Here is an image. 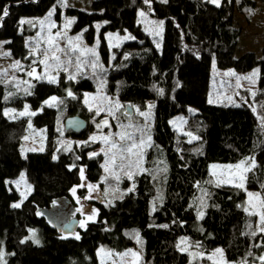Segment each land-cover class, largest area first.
Returning <instances> with one entry per match:
<instances>
[{"label": "trees", "instance_id": "1", "mask_svg": "<svg viewBox=\"0 0 264 264\" xmlns=\"http://www.w3.org/2000/svg\"><path fill=\"white\" fill-rule=\"evenodd\" d=\"M257 1L264 4V0H222L216 7L208 0H151L150 5L144 0H94V10L87 12L64 7L58 0H0V11L7 8L9 12L0 27V40L10 41L6 47L13 58L24 64L37 58L29 55L37 26L20 21L43 16L57 6L58 14L64 8L66 14L75 17L74 30L87 27L85 36L90 40L96 34V24L101 23L103 64H99L105 69L93 72L86 67L84 75L68 80L67 75L74 71L69 68L68 73L61 71L57 84L33 80L31 88L18 79L0 83V251L6 250V264H100L99 246L126 251L138 244L132 238L134 233H139L143 241L146 264H187L189 254L180 250L182 238L194 246L199 243L197 248L205 253L221 247L233 262L256 261L264 253V234H244L249 232V223L252 230L256 229L258 217L243 211V190L209 186L208 195L202 197L211 163H234L245 157H255L257 165L248 173L247 186L264 195V124L260 119L264 116V55L258 58L254 52H247L235 57L242 34L235 26V14L239 12L251 22ZM141 8L150 9L152 15L163 20L162 47L155 46L137 21ZM109 31H128L135 39L111 47L105 37ZM228 68L238 76L259 69L256 87L243 88L240 83L237 86V81L229 82L228 78H234L222 72ZM216 82L234 86L232 103H209ZM25 89L32 94L26 95ZM68 89L75 99L67 96ZM249 89L256 95L252 96ZM93 92L95 96H87ZM52 96L63 103L56 107L43 105ZM102 96L143 112L148 105L154 106L147 121L144 117L138 121L124 117L121 110L116 111L119 120L110 115L106 118L111 133L122 131L118 124L129 120L149 128L146 135L151 136L152 147L145 149L143 164L149 172L133 180L123 172H119V180L106 175L103 154L89 158L99 143L87 140L93 124L81 135L64 128L69 116L80 115L90 121L95 111L89 106L95 108ZM27 104L32 108L43 105V111L31 119L35 126L46 127L48 137L46 150L29 152L23 158L20 148L30 118L9 119L4 110L6 106L23 108ZM112 108L115 111L114 105ZM178 115L187 118L185 128L199 139L188 140L172 126L170 120ZM61 136L75 139L70 150L59 147ZM81 165L86 166L89 179L101 186L104 199L99 203V219L81 228V239L76 240L36 211L50 206L56 198L70 196L71 189L81 183ZM22 170H26L33 191L20 208H14L20 193L8 188L7 179L18 177ZM131 183L134 192L127 191ZM193 199H204L207 206H202L203 219L198 218ZM30 229L38 231L40 244L25 239ZM257 243L262 246L256 247Z\"/></svg>", "mask_w": 264, "mask_h": 264}, {"label": "rangeland", "instance_id": "2", "mask_svg": "<svg viewBox=\"0 0 264 264\" xmlns=\"http://www.w3.org/2000/svg\"><path fill=\"white\" fill-rule=\"evenodd\" d=\"M93 2H94V0H67V3H68L67 7H74V8H78V9H81V10H84L87 12H92L94 10ZM53 7L49 11H51L53 9ZM55 9L56 10H55L54 14L51 16L50 20L45 19L48 15L49 11L43 16L24 19V20H31L33 22L32 26L33 25L35 27L37 26L36 32L34 35V42H33V45L31 47V49L36 47L37 42H39L38 55L36 56L37 58L34 59L37 61L36 63H33V61H32L31 64H24L25 63L24 61L18 60V61H20L21 65H23V70L22 71L15 70V69L11 68L10 66L13 65L15 63V61H17V59L13 58L11 51L6 47V44H4L3 47H0V72L4 71L5 69L8 70V74L4 78H12L13 76H15L16 79L20 80L21 82L29 81V83H32L34 79L32 77H29L26 73L29 70L30 66L33 68H36L37 74H40L43 72L44 66L39 64V62H38L39 59L43 58L42 55L39 54L40 49H44L47 47L44 40L49 35V32H51L52 34H55L56 31H58V30H60L62 32L66 31L67 38H75L78 35L81 36V47L95 48V50L98 54V57H99V63L103 64V62L101 61V54H100V48H99L100 41H101V36H100L101 23L99 22L96 24V26L100 25V27L99 28L96 27L97 28L96 34H95L93 40H90V39L86 38V36H85L87 27H84L78 31L74 30L75 17L66 14L64 8H63V10H61L60 14H58L57 6H55ZM141 11H144L146 13V15L144 17L140 16L139 13ZM235 15H236L235 26L237 28H240L242 31L241 38H240L238 47H237L236 52H235V57L239 58L247 52H254L258 58H262L264 55V4L261 1H257V12L254 15L251 22H248L245 19V17L242 14H240L239 12H236ZM73 18H74V23H72L67 29H65L64 25L67 22V20L73 19ZM41 20L44 21L43 25L40 24ZM137 21L139 23H141V25L143 26L145 31H147L149 33V35L153 38L155 46L159 47V48L162 47L163 35H164V22H163V20L158 19L154 15H152V12L150 9L141 8L138 11ZM161 22H162V24H161ZM51 23H55V25L57 27L50 28ZM105 37L108 40V43L111 47L118 46L122 42L133 40L131 38L130 39H124V37H134V39H135V36H133L128 31H126V32L109 31V32L105 33ZM0 41H7V40H0ZM60 46L65 47L66 41L61 40ZM6 52L10 53V55H4V53H6ZM61 58L64 59L63 56ZM84 58H88V57H84ZM50 63H51V61H50ZM49 71L51 72V75H54V76L57 75L56 71H53L51 69ZM61 71L63 72V70L59 71L57 79L59 78ZM229 71H234V69L228 68V69L222 70L223 73H227ZM218 73H219V71H217L216 74H218ZM237 76H229V77L234 78V79L228 78L229 82L234 84V82L237 81ZM239 77H243V76H239ZM239 83L243 86V88L244 87H250V88L254 89L256 87V82H255V84H251L247 80L241 79L239 81ZM233 88H234V86H232V85H223L222 86V85H219L218 82H216L215 88L210 93L209 100L211 99L212 103H219V102L232 103L234 101L233 96L235 94ZM88 95L95 96V92L87 93V96ZM49 98H47L46 100H48ZM43 105H44V103H43ZM43 105L39 106L38 108H32L27 104V106H29V111H36L37 113L41 112V111H39V109L43 108ZM123 106L124 107L120 109L121 112H123V111L124 112L125 111L130 112L131 113L130 118L134 119L135 121H138V120H140V118H142V116H140L139 113L137 111H135V109H133L132 105L127 104V105H123ZM11 109L16 110V112L13 113V115H15L16 113L24 111L25 107L16 108V107H12V106H6L4 112L6 110H11ZM148 111H149V109H147L146 112H148ZM108 116L109 115L105 114V112H104L102 115H96L95 114L90 119V122H91L90 126L93 124L92 125L93 130L88 135L87 140L90 141L91 143L99 142L97 144V146L95 147V150L92 152H100V150L102 148L107 150V146L103 144L102 140H100V137L102 135L108 134L110 132V130H109V128H106V129L103 128L101 130V129L97 128L96 125L98 123H101ZM22 117H29V116H22ZM31 117H29L30 118L29 123H31V128L29 127V124H28V130H27V133L25 135V137H27V139H25V137H24V141H23L21 148H20L21 156L23 158H26L29 152L44 151L47 148L46 143H47L48 132H47L46 127L35 126ZM144 119H145V117H144ZM186 121H187L186 117H182L181 115H178V116L173 117L170 120V123L178 132H180L183 135H186L188 140H193L192 137H196V135L189 132L185 128ZM148 130H149V128L147 127L145 130L146 133L148 132ZM187 133H191L192 135L189 136V135H187ZM94 135L97 136V138H98L96 142H92L90 139ZM75 142L76 141L73 138H66L64 136H61V138L59 140V145H60L59 147H65V148L69 149V148H72L74 146ZM80 143L81 142L79 140L77 144H80ZM238 162H234V163H229V162L211 163L209 166V179H208V181L216 179V177H214L212 175L213 172H216L217 175L221 179L228 178V173L226 172V170L223 167L213 168V165H218V166L235 165ZM80 168L84 169V177H85L84 179H82V177H81L80 185L81 184H85V185L90 184V185L98 186L95 191H90L89 188L86 186L80 187V185H77L71 189L69 197L56 198L50 206L39 207V208H37V211H36L38 216H44L45 218H47V220L53 226L58 227L59 229H61V231H62V227L65 223H67L68 221L75 219V218L78 219L79 220V226L72 234H70L71 237H75L76 234L80 235V231H81L80 229L84 228V227L80 226L82 221H87L86 225L90 222H93V221L87 220V217L89 215H92L94 217V221H97L99 219V214H100L99 203L101 201H103V199H104V193H103V190L101 189V186L97 182H93L89 179V177L87 175L86 166L81 165ZM106 175H108V173H106ZM17 182H19V183H17ZM7 186L9 189H12V188L17 189L20 193V198L17 201H15L14 204L20 203L21 201H23L22 202V204H23L24 201L30 196V194L33 191V185L28 180L26 170H22V172L16 178H8L7 179ZM129 186L132 187L133 184L131 183V184H129ZM209 186H216V185L206 183V186H204L203 190H206L207 193H208ZM222 186H224V185H222ZM225 186H227V185H225ZM73 189H75V195L73 194ZM247 189H248V191H251V192H260L258 190H252L248 186H247ZM22 193H24L26 195V198H25V196H22ZM202 193H203L202 197H205L203 191H202ZM87 196H91V198L85 199V197H87ZM200 201L201 200L197 201V200L193 199V204L195 206H197L199 211L204 212V209L202 208ZM203 201H204V199H203ZM245 201H246V196H245L243 203L241 204L242 208H243V205L245 204ZM30 230L35 231V235L41 243V238L38 234V231L36 229H30ZM32 235H33V233L31 231H29V234L25 237V239H29V237H31ZM29 240H31V239H29ZM187 242H188V244L192 245V247H189L187 251H184V252L189 254V261L187 264H213V261L208 260L206 257L208 254H211L212 252H214L217 248L215 250L211 251L210 253H205V252L200 251L196 246L191 244L188 240H187ZM185 246L186 245L181 244V247H185ZM101 247H104L105 249L113 250L112 248H110L107 245L99 246L98 250ZM218 248H221V247H218ZM131 249L140 254L141 259L139 261V264H146V262L144 261V256H143V246L141 244H137L136 246H133ZM98 250H97V252H98ZM2 251L4 252V261L7 262L6 250L3 249ZM193 252L204 253L205 258H203V259L195 258L194 259L193 256L191 255V253H193ZM262 255H264V253ZM224 257L227 261H229L227 259V257L225 256V254H224ZM99 259H100V264H101V258L99 257ZM126 259L130 261L132 258L128 257ZM214 259H218V257L214 258ZM229 262H231V264H239V262H233V261H229ZM109 264H111V261H109ZM117 264H119L118 260H117ZM248 264H261V262L259 260H256V261L248 262Z\"/></svg>", "mask_w": 264, "mask_h": 264}, {"label": "snow or ice", "instance_id": "3", "mask_svg": "<svg viewBox=\"0 0 264 264\" xmlns=\"http://www.w3.org/2000/svg\"><path fill=\"white\" fill-rule=\"evenodd\" d=\"M58 2L64 6L67 7L68 3L67 0H58ZM162 3H167L168 0H161ZM209 3L215 5L216 7H220L222 4V0H208ZM239 2V0H237ZM145 4L150 5L151 0H144ZM229 3H231V0H229ZM55 6L51 11H49L46 20H50L51 16L55 12ZM245 11L251 12V9H245ZM141 17H144L146 13L144 11H141L140 13ZM9 15V12L7 8H4L2 11H0V27H3V19L4 17H7ZM21 24H29L32 25L33 22L31 20H21ZM72 23H74V18L67 20V22L64 25V28L67 29ZM40 24L43 25L44 21L41 20ZM162 24V22H161ZM34 26V25H33ZM57 27L55 23L50 24V28ZM97 28L100 27V25L96 26ZM134 39V37H124V39ZM64 40L66 41V46L61 47L60 41ZM45 44L47 45L46 48L42 50V52H39L40 55H42V59H39V64L44 66V70L42 73L37 74L36 68L29 67V70L27 71V75L29 77H32L36 81H47L49 84H57L59 81L57 79V76L59 74L60 70H63L64 72L68 73L69 68L74 69L71 73H69L66 77L68 80H76L77 75H84V69L91 68L93 72L96 71L97 68L100 69L101 72L105 71L103 69V66L99 64V57L95 50V48H88V47H81V36H76L75 38H67V33L62 32L60 30L56 31L55 34H52L49 32V35L44 40ZM10 43V41H0V47H3L4 44ZM39 50V42H37L36 47L32 48L29 55L31 56H37ZM4 55H10V53H4ZM64 57L62 59L61 57ZM88 57V58H84ZM51 61V63H50ZM36 60H33V63H36ZM11 68L22 71L23 65H21L20 61H15L13 65L10 66ZM53 70L57 72V75H51V72L49 70ZM8 74V70L5 69L4 71L0 72V77H5ZM227 76H237V74L234 71H229L225 73ZM259 75V69H255L251 74L239 77L237 76V86H240L239 81L241 79L247 80L251 84H255L256 77ZM16 80V77L13 76L11 80H0V83H12V81ZM25 84H29V88L34 87V85H31L29 81H23ZM17 87L19 85L17 84ZM26 95H31V91L29 89H25ZM252 96H255L256 93L253 92L251 89H249ZM9 96H12L13 93H9ZM67 96L72 97L75 99L73 92L68 89L67 90ZM7 99V97H5ZM95 100L96 98L93 97ZM44 105L47 107H56L58 104H62L63 101L59 100V98L53 96L50 97L48 100L43 102ZM84 103L87 105L89 103L88 99L84 100ZM209 103H212V100H209ZM105 104L107 106H105ZM114 105L115 111H113L112 106ZM123 105H120L118 101H113L111 97L102 96L100 97L99 101L97 102V106L93 108L91 105L89 106L90 111H95L96 115H100L101 112H107L108 115L112 116L113 119L119 120V117L116 116V111H119L121 108H123ZM134 107V106H132ZM153 105H148V112L140 111L139 109H135L139 113L140 116L145 117V120L147 121L149 117L151 116V109L153 108ZM39 111H43V108L39 109ZM255 111V109H253ZM15 109L6 110L4 112V115L8 116L9 119H17L22 116H35L37 115L36 111H29V106H25L24 111H21L19 113H15ZM122 115L124 117H130V112H123ZM262 124H264V116L260 117ZM97 128L103 129L104 127L111 128V124L109 123L108 119H104L101 123H98ZM119 128L122 129V131L111 133L109 132L106 135H102L100 137V140H102L103 144L107 146V150L102 148L100 152H92L89 153V158H95L101 154L104 155L105 162L102 165L104 168V171L108 173L109 175H113L115 179L119 180V172H123L124 175L129 179L133 180V178L136 175H140L143 173L149 172L147 168L143 167L144 164V152L146 148L152 147L151 143V136L146 135V128L147 124L145 126H140L138 124L132 123L130 120L127 124L120 122L118 124ZM29 127L31 128V123H29ZM187 135L191 136V133H187ZM193 139H199V137H192ZM27 139V137H25ZM92 142L97 141V136H92L91 138ZM191 142V141H189ZM87 143V142H85ZM66 150H70L66 149ZM80 157H77V160H79ZM72 167H76L75 164L72 165ZM217 167H223L226 172L228 173V178L221 179L216 172H213L212 175L216 177L214 180L207 181V183L215 184L217 187H220L222 185L231 186L240 190H243L246 193V201L243 205V211L250 217L255 216L258 217V220L256 222V229L252 230V224L249 223L247 227L249 228V232L244 233L245 235H250L252 237H255L260 234H264V195H261L260 192H251L247 189V181H248V173L252 172L256 167L255 157H245L244 159L240 160L235 165H226V166H218L213 165V168ZM80 175L82 179H84V169L80 168ZM163 171H166V169H163ZM19 183V182H17ZM88 187L90 191H95L98 186L94 185H85L81 184L80 187ZM199 186V185H197ZM261 187H264V185H261ZM128 192H134L135 191V185L133 184L132 187H130ZM204 192V195H208L206 190H202ZM73 194L75 195V189H73ZM22 196L26 195L22 193ZM91 196L85 197V199H90ZM122 198V197H121ZM15 203L12 205L14 208H20L21 204ZM201 205L203 207H206L207 205L204 204V201L201 199L200 201ZM238 207H241L238 205ZM153 208L155 210V202L153 205ZM197 215L199 219H203L204 212L203 211H197ZM88 221L94 222V217L92 215H89L87 217ZM87 221L81 222V227H86ZM162 227H167V225H162ZM107 230V229H105ZM33 233L29 239L33 240L34 243L39 244L40 241L35 235L34 230H29ZM66 238V237H62ZM133 239L136 240L138 244L143 243L141 240L139 233H134L132 236ZM76 240H80L81 237L79 234L75 235ZM21 243H24V241H21ZM181 244L186 245L185 247H181V251H187L189 247H192V245L188 244L186 238H182ZM256 247H261L262 245L257 243L255 245ZM179 247V245H178ZM196 247H200L199 243L196 244ZM97 255L101 258V264H109V261H111V264H117V260L119 261V264H139V261L141 259L140 254L138 252L133 251L132 249H128L124 252H116L111 249H105L104 247H101ZM193 258H205L204 253H197L193 252L191 253ZM249 256L252 255L251 252L248 253ZM131 257L132 259L129 261L126 258ZM218 259H214L217 258ZM208 260H212L213 264H231V262L227 261L224 257V250L222 248H217L214 252L211 254H208L206 257ZM257 260L261 262V264H264V255H261L259 257H256ZM0 261H3V264H6V261H4V252L0 251ZM239 264H248L247 259H244L239 262Z\"/></svg>", "mask_w": 264, "mask_h": 264}, {"label": "water", "instance_id": "4", "mask_svg": "<svg viewBox=\"0 0 264 264\" xmlns=\"http://www.w3.org/2000/svg\"><path fill=\"white\" fill-rule=\"evenodd\" d=\"M89 121L80 115L69 116L64 121V128L75 135L84 134L89 129ZM79 226L78 219H72L62 227V233L65 235L72 234Z\"/></svg>", "mask_w": 264, "mask_h": 264}, {"label": "flooded vegetation", "instance_id": "5", "mask_svg": "<svg viewBox=\"0 0 264 264\" xmlns=\"http://www.w3.org/2000/svg\"><path fill=\"white\" fill-rule=\"evenodd\" d=\"M89 124H91V122L89 121Z\"/></svg>", "mask_w": 264, "mask_h": 264}]
</instances>
